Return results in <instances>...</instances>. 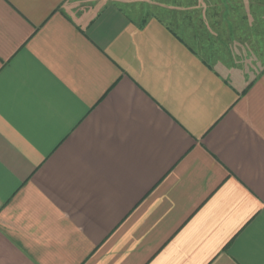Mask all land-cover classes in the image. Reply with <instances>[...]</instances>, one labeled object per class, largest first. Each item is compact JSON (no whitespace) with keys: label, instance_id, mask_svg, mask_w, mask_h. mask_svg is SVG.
<instances>
[{"label":"crops","instance_id":"1","mask_svg":"<svg viewBox=\"0 0 264 264\" xmlns=\"http://www.w3.org/2000/svg\"><path fill=\"white\" fill-rule=\"evenodd\" d=\"M221 1L0 0V264H264V1Z\"/></svg>","mask_w":264,"mask_h":264},{"label":"rangeland","instance_id":"2","mask_svg":"<svg viewBox=\"0 0 264 264\" xmlns=\"http://www.w3.org/2000/svg\"><path fill=\"white\" fill-rule=\"evenodd\" d=\"M228 3L232 0H227ZM264 0H261V2ZM122 4L123 8L128 11L130 15H133L135 17H147L148 15H155V16H160L162 20H164L167 23H170L172 21V24L174 22L176 23V18L183 17V18H191V16H194L195 18L199 17L200 20L206 21V14H210L211 18L215 17H222V15L228 17L230 19H236L240 21H245V20H252L253 16L255 15L254 12L250 11H242V8H239V11L233 12H226L223 13L222 11H217V12H206L204 9L206 7L205 4H213L215 7H221L222 1L221 0H195V5H187L186 0H122L120 2ZM191 6V7H190ZM243 6V5H241ZM223 7V5H222ZM239 7V6H238ZM244 7V6H243ZM194 9V10H191ZM264 9V7H263ZM181 10V11H178ZM194 12V14H193ZM263 15V17H262ZM264 18V11L263 13H258V19ZM206 23V22H205ZM171 24V25H172ZM170 25V26H171ZM174 29V27H173ZM247 29V28H246ZM185 32H182L181 30H176L178 34L186 40L188 43L191 41L189 39V34L186 33V29H183ZM224 29L220 28V31L222 32ZM238 30V29H237ZM248 30H254L248 28ZM243 33H241L242 35ZM225 35V33L223 34ZM228 36V35H227ZM229 37V36H228ZM224 39V41H219L216 40V38L213 40L214 44L213 46L217 48V50H223L225 46H228V40L229 38ZM247 40V38H246ZM248 41V40H247ZM192 43V42H191ZM193 44V43H192ZM193 46V45H192ZM195 46V45H194ZM200 54H203V51H200V48L195 47ZM250 62H252L250 60ZM253 63V62H252ZM259 69V68H258Z\"/></svg>","mask_w":264,"mask_h":264}]
</instances>
